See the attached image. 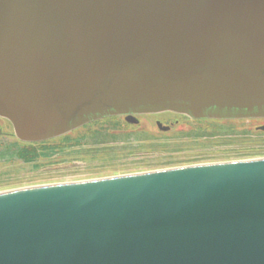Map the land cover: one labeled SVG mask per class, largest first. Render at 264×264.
<instances>
[{"label": "water", "instance_id": "1", "mask_svg": "<svg viewBox=\"0 0 264 264\" xmlns=\"http://www.w3.org/2000/svg\"><path fill=\"white\" fill-rule=\"evenodd\" d=\"M163 113L264 119V0H0L18 141ZM0 264H264V158L2 192Z\"/></svg>", "mask_w": 264, "mask_h": 264}, {"label": "rangeland", "instance_id": "2", "mask_svg": "<svg viewBox=\"0 0 264 264\" xmlns=\"http://www.w3.org/2000/svg\"><path fill=\"white\" fill-rule=\"evenodd\" d=\"M139 124H127L118 118L121 129H112L111 135L122 140L108 145L78 148L66 147L52 158H42L33 164L21 161L0 162V193L54 184H69L117 176L147 173L179 167L237 162L264 158V121H227L229 123L196 122L163 113L138 117ZM171 126L168 133L161 131L158 123ZM3 142H18L12 126L0 120ZM100 125L79 129L67 137L71 140L95 131ZM228 127L223 135L219 127ZM135 133L146 136L133 137ZM133 134V135H132ZM132 135V136H131ZM126 136V137H125ZM130 136V137H128ZM124 138V139H123ZM55 144H63V138Z\"/></svg>", "mask_w": 264, "mask_h": 264}, {"label": "trees", "instance_id": "3", "mask_svg": "<svg viewBox=\"0 0 264 264\" xmlns=\"http://www.w3.org/2000/svg\"><path fill=\"white\" fill-rule=\"evenodd\" d=\"M118 117L115 118H108L99 122L92 123L90 125H87L83 127L82 129L91 128L96 125L104 124V122H109L112 129H121L119 121L117 120ZM196 122H203V121H196ZM211 122H221L223 121H211ZM229 123V122H225ZM109 126L104 127V125H100L99 128H97L95 131H92L91 129L88 130V132L83 135L82 137L71 140L66 135L63 138L64 143L63 144H55V140L48 141V142H42V143H34V144H27L22 143L20 141L18 142H3L0 144V162L1 163H12L15 161H21L24 164H33L37 160L42 158H52L56 156L58 153L63 151L66 147L75 146L78 148L86 147V145H90V147L93 148V146H103L108 145L112 141L122 140L117 138L118 136H115L114 134H110L111 129ZM228 127H219L218 132L220 134L227 133ZM133 135V134H132ZM131 135V136H132ZM126 137V136H125ZM130 137V136H128ZM133 137H140L145 141L146 136L140 133H135ZM124 139V138H123Z\"/></svg>", "mask_w": 264, "mask_h": 264}, {"label": "flooded vegetation", "instance_id": "4", "mask_svg": "<svg viewBox=\"0 0 264 264\" xmlns=\"http://www.w3.org/2000/svg\"><path fill=\"white\" fill-rule=\"evenodd\" d=\"M172 114H174V113H172ZM174 115H178V114H174ZM178 116H181V115H178ZM138 117H141V116H137V118ZM182 117H184V116H182ZM121 118H123L124 119V121L126 122L127 120H126V117H121ZM0 120L2 121V122H5V120H3V119H1L0 118ZM257 121V120H256ZM259 121H264V119H262V120H259ZM127 123V122H126ZM160 123V122H159ZM128 124V123H127ZM162 124V123H161ZM1 125V124H0ZM163 127H169L170 129L168 130V131H165V133H168L170 130H171V126H164V125H162ZM260 128V127H259ZM258 128V129H259Z\"/></svg>", "mask_w": 264, "mask_h": 264}]
</instances>
